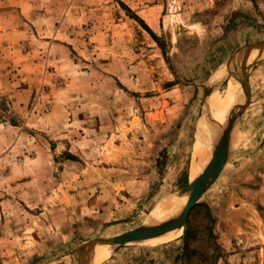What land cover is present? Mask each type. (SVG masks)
<instances>
[{
    "label": "rangeland",
    "instance_id": "obj_1",
    "mask_svg": "<svg viewBox=\"0 0 264 264\" xmlns=\"http://www.w3.org/2000/svg\"><path fill=\"white\" fill-rule=\"evenodd\" d=\"M262 40L264 0H0V264L172 223L227 99L181 235L88 264H264V54L241 56Z\"/></svg>",
    "mask_w": 264,
    "mask_h": 264
},
{
    "label": "water",
    "instance_id": "obj_2",
    "mask_svg": "<svg viewBox=\"0 0 264 264\" xmlns=\"http://www.w3.org/2000/svg\"><path fill=\"white\" fill-rule=\"evenodd\" d=\"M244 47L245 50L243 52V55L241 51V56H244L245 52H262L264 50V40L248 44ZM220 167L221 163H218L216 168L211 172H208L206 167H204L202 172L189 184L188 188L186 189V191L188 192L186 203L182 209L181 214L172 223L166 225L162 229L156 230L138 228L133 231L113 236L110 238H97L85 246V252H82L84 257L80 264H88L90 262L92 252L97 246L120 247L130 243L144 242L147 240L158 238L172 230L180 229L183 231L189 211L213 183L214 179L216 178V173L218 172Z\"/></svg>",
    "mask_w": 264,
    "mask_h": 264
},
{
    "label": "bare ground",
    "instance_id": "obj_3",
    "mask_svg": "<svg viewBox=\"0 0 264 264\" xmlns=\"http://www.w3.org/2000/svg\"><path fill=\"white\" fill-rule=\"evenodd\" d=\"M256 53H258V51H254L252 54H256ZM258 54H262L260 56H263L264 52H260ZM227 100H226L224 115L222 116V118H221L222 112H221L220 104L217 101L216 102L215 101L213 102V100H212V105L208 109L209 110V115H210L209 120L208 119H206L207 121L202 120V122L200 123V128H199V132L200 133L199 132L198 133L201 135V141L198 140L199 143H200V145L198 144V150L196 149L197 150V156H198V159H199V167L197 169L196 174L193 175L191 182L202 172L203 168L205 167V163H204L205 162V158L210 157L211 148L214 145V142H215L216 137H217L216 127H217L218 134H219V132H220L219 131L220 130L219 128L222 127V125L226 121V118H227V115H228L227 114V110H228L227 109ZM217 120H219V122H216ZM184 200H185L184 201V204L181 203L183 205V207H184V205L186 203V200H187L186 194L184 196ZM176 207H178V206H176ZM179 207L178 208H175V210H174V207L172 206V204H170V203H166L165 204L164 203L161 206V209H160V211L158 213V216L157 217L155 216L154 217L155 219H153V220L160 223L162 221H165V219H167V218H175L176 217V214L179 213V212L177 213ZM157 209H159V208H157ZM156 212H157V210H156ZM156 212H154V213H156ZM149 222H150V220H149ZM170 222H173V220H171ZM164 223L165 222H163V225H164ZM165 224H167V222ZM148 225H151V224H148ZM181 233H182V230H174V231H171L170 234L167 235V236H164V237L161 236V237H158V238H154V239H151V240H147V241H144L143 243H147L149 245H157V244H160V243H164V242L170 241V240H172V239H174L176 237H179L181 235ZM103 247L105 248V247H108V246H97L96 248H103ZM95 253H97V249H94V253L93 254H95ZM82 257H83V253H82V255H76L75 257H73L72 264H79L80 261H81V259H82Z\"/></svg>",
    "mask_w": 264,
    "mask_h": 264
},
{
    "label": "trees",
    "instance_id": "obj_4",
    "mask_svg": "<svg viewBox=\"0 0 264 264\" xmlns=\"http://www.w3.org/2000/svg\"><path fill=\"white\" fill-rule=\"evenodd\" d=\"M149 31V30H148Z\"/></svg>",
    "mask_w": 264,
    "mask_h": 264
}]
</instances>
